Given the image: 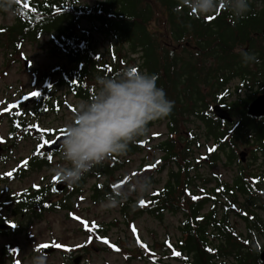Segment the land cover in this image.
<instances>
[{"label": "trees", "instance_id": "1", "mask_svg": "<svg viewBox=\"0 0 264 264\" xmlns=\"http://www.w3.org/2000/svg\"><path fill=\"white\" fill-rule=\"evenodd\" d=\"M249 2L250 10L243 18L233 16L224 3L212 14L194 15L185 0H97L93 5H82L79 0H20L15 6L18 13L0 8L14 19L0 27V47L7 54L6 61H13L9 56L19 54L23 43L38 41L43 35L49 37V52L59 53L63 60L52 74L43 76V87L32 109L8 112L9 134L37 138L40 146L39 151L21 160L16 177L50 163L52 154H45L41 146L53 133L38 120L41 114L56 113L66 105V93L57 97V87L87 101L96 90L98 76H111L127 67L155 74L157 85L174 101V107L167 117L147 126L165 124V137L153 145L152 164L170 167L167 183L150 211L161 215L169 209L184 218L179 225L182 247L173 250L174 254L167 252L166 258L174 257L182 264H258V253L264 249V169H248L237 158L242 147H250V154L264 152V117L246 112L249 102L264 92V0ZM81 20L87 22L82 30L78 28ZM100 40L106 43L102 51ZM241 51L255 53L259 62L243 63ZM127 54L132 56L127 58ZM235 77L241 80V87L236 85V95L229 99ZM243 90L249 93L245 97L241 96ZM214 103L229 110L234 116L232 123L214 117ZM32 124L37 125V131L28 130ZM202 139L214 146L209 155L212 160L219 150L228 167L237 165L230 183L205 180L214 181L211 190L216 198L206 212L202 209L207 198L191 200L192 195L186 194L190 183L200 180L191 165L190 149L195 144L201 146ZM147 142L145 136L137 138L125 155L140 151ZM121 160L120 156L106 159L78 184L93 180L94 201L104 199L105 193L113 190L109 177L123 165ZM52 184L11 194L12 213L39 217L37 207L43 210L48 204ZM237 194L243 196L240 204ZM61 206L67 207L64 203ZM233 211L246 223L245 237L230 223ZM124 214L127 216L126 211ZM252 238H256L254 243Z\"/></svg>", "mask_w": 264, "mask_h": 264}, {"label": "rangeland", "instance_id": "2", "mask_svg": "<svg viewBox=\"0 0 264 264\" xmlns=\"http://www.w3.org/2000/svg\"><path fill=\"white\" fill-rule=\"evenodd\" d=\"M96 1L79 0L82 5H93ZM13 20L12 14L0 11L1 27L12 24ZM86 25V20H81L78 28L82 30ZM48 41L49 37L46 35L41 37L39 41L26 42L23 45L21 53L30 62L29 70L24 69L21 55L14 56L13 61H6L7 54L0 47V109L3 103V123H1L0 118V137L3 136V145L6 146V149L3 150L5 159L3 162H0V215L7 217L10 222L14 221L18 225L17 228H23L26 231L22 234L3 235V240L0 239V248L2 243L3 248L6 244H15V250L17 246H20L25 251L21 255L25 258H31L32 256L28 257L30 249H27V246L58 240L64 243H78L85 237V234L80 231L83 230L88 234V244H91L83 264L86 261L89 264H152L150 263V259L146 260L143 257L149 258L152 256L145 248L150 244L155 249L159 245L158 242H162L167 238H171L172 242H174L179 235L180 216L167 212L158 219L155 215L137 212L131 215L128 224L124 220L119 207L105 209L102 207L104 200L94 202L92 199L94 181L91 179L83 184H79L77 187H68L64 192L65 194L63 193L62 197L58 201H55L56 204H63L66 201L65 204L68 205L66 208L53 206L50 209H45L39 217L33 218H23L18 215L12 216V206L10 203H7V197L29 186L49 183L55 176L52 173L53 167L65 164L60 156L57 155L51 158L49 164L41 166L39 169L25 172L21 178L15 177V168L18 160L30 157L33 153H36L38 151V148H36L38 142L35 138L29 136L19 141H13L14 139H11L8 134L9 120L5 111L20 104L26 109L30 108L32 100L30 98L33 97L31 94L33 92L37 93L38 89H40L42 74H51L56 65L63 62L58 55L56 56V54L49 52L48 48L50 46ZM105 44V42L100 40L98 47L101 51L105 48ZM131 56L126 55L127 58ZM236 84H239L237 77L233 78L230 83V86L233 87V93ZM65 91V87H59L55 95L61 97ZM248 94L247 91L243 90L241 96L245 97ZM67 100L71 105H77V103L82 102L71 94L68 95ZM73 113V110L63 105L58 113L42 114L39 120L42 125L56 130L58 127L63 126L66 121L70 120ZM193 128L194 126L191 127V130ZM165 132L164 123L154 124L149 127L146 137L151 138L152 141L146 147V150L130 156H120L127 163L119 170L118 174L116 173L111 176L110 180H115L122 174H129L142 163L143 158L151 161L154 153L153 145L165 137ZM204 141L206 140L202 139L201 147H197V145L191 147V157L193 160L191 162L197 166L196 173L200 177V180H194L191 183L192 188L196 185L210 190L213 188V181L205 183L204 180H214L216 176L220 180L230 183L235 174V167L234 165L231 167L227 166V160L223 154L218 152L217 159L208 162H203L199 158L200 154H205ZM242 148L250 154V147ZM34 149L36 150L34 151ZM248 163L247 167L249 169H264V152L250 154ZM168 171L169 167L166 166L161 171L148 173L152 181V190L163 185L168 178ZM121 183H124V181H121L119 184ZM132 196L138 198L136 195ZM51 199H56V196L52 195ZM2 200L3 206L1 205ZM242 201L243 196L237 194V203L240 204ZM210 204V202L205 203L202 211H208L211 206ZM229 220L237 232H240L244 237L247 235L246 223L238 213L234 211L230 212ZM99 224L101 225L99 235L90 234L89 226L91 225V230H93L94 226ZM27 233H32V238H29ZM254 239H251L252 243L255 242ZM257 240L262 241V238L258 237ZM94 248H98L99 250L96 251ZM58 260L56 255L49 257L50 264H57ZM170 264L177 263L175 260H170Z\"/></svg>", "mask_w": 264, "mask_h": 264}, {"label": "clouds", "instance_id": "3", "mask_svg": "<svg viewBox=\"0 0 264 264\" xmlns=\"http://www.w3.org/2000/svg\"><path fill=\"white\" fill-rule=\"evenodd\" d=\"M17 0H0V8L15 11ZM194 15L212 14L224 3L233 16L243 18L250 10L249 0H185ZM242 62L258 63L255 53L241 51ZM157 76L135 67L119 70L111 76L96 77V90L87 101L77 103L66 133L59 143V156L65 162L53 167L52 173L67 185L78 184L95 166L113 156H123L129 145L148 132V124L167 117L173 110ZM152 190L151 178L129 175L125 185L105 193L102 207L123 206L132 195L144 197ZM43 252L31 257L30 264H48ZM85 264H89L88 261Z\"/></svg>", "mask_w": 264, "mask_h": 264}, {"label": "flooded vegetation", "instance_id": "4", "mask_svg": "<svg viewBox=\"0 0 264 264\" xmlns=\"http://www.w3.org/2000/svg\"><path fill=\"white\" fill-rule=\"evenodd\" d=\"M2 123H3V116H2ZM146 168L150 170L149 166ZM12 231H14V229L10 230V232ZM16 231H20L21 233L26 232L24 229L16 230ZM31 234L32 233H27L28 237ZM0 239L3 240V230L0 231ZM27 249H30L29 252L30 255H28V257H31L38 252H43L42 247L38 248V246L33 244L32 246H27ZM24 253L25 251L21 249L20 246H17L16 250L12 254L9 252L8 253L3 252V243H2L0 248V264H30L31 258H25L24 256H22ZM43 253H45L48 256V258L52 257L53 255H56L59 259L57 264H83V261L86 259V256L88 254V246L86 240L85 242L81 240L75 245H60V247L56 246L55 251H53L52 253H46V252ZM76 258H78V261L75 260ZM50 263L51 261L48 262V264Z\"/></svg>", "mask_w": 264, "mask_h": 264}, {"label": "water", "instance_id": "5", "mask_svg": "<svg viewBox=\"0 0 264 264\" xmlns=\"http://www.w3.org/2000/svg\"><path fill=\"white\" fill-rule=\"evenodd\" d=\"M262 33L264 34V25L262 28ZM214 113L217 115L218 118L231 121V118L228 114L227 111L223 110L220 106L215 105L213 107ZM248 114L254 117H260L264 115V94L259 95L255 100L251 102L248 108ZM64 136L59 137L53 144L48 145L45 150L46 151H51V150H57L59 149V143L63 139ZM241 159L244 161L245 153L241 152L240 153ZM66 184L62 181H60L56 186L55 190L56 191H61L64 189ZM3 227H8V226H3ZM260 259L263 261L261 264H264V250L260 253Z\"/></svg>", "mask_w": 264, "mask_h": 264}, {"label": "snow or ice", "instance_id": "6", "mask_svg": "<svg viewBox=\"0 0 264 264\" xmlns=\"http://www.w3.org/2000/svg\"><path fill=\"white\" fill-rule=\"evenodd\" d=\"M17 2H20V0H17ZM24 7H30V5H28V4H24ZM31 95H33V96H36V95H38V93H36V92H33ZM50 158V157H49ZM156 163H159V161H157ZM155 165H152L151 167H154ZM9 175H11V173H9ZM193 199H197V197H193ZM140 206L141 207H143V206H145V204H146V202L144 201V200H141L140 202ZM77 219H79V218H77ZM134 231H135V229H133ZM105 242H107L106 240H105ZM57 247H60V245H56ZM45 247H47V245H45ZM176 255H180V253H176Z\"/></svg>", "mask_w": 264, "mask_h": 264}]
</instances>
